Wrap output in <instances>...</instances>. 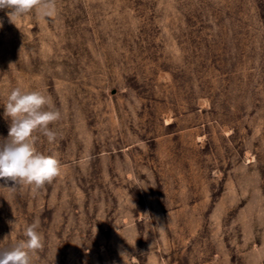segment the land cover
<instances>
[{"label":"rangeland","instance_id":"rangeland-1","mask_svg":"<svg viewBox=\"0 0 264 264\" xmlns=\"http://www.w3.org/2000/svg\"><path fill=\"white\" fill-rule=\"evenodd\" d=\"M6 11L0 142L7 94L38 89L62 116L36 146L62 168L0 179V249L38 219L32 264H264V0Z\"/></svg>","mask_w":264,"mask_h":264},{"label":"clouds","instance_id":"clouds-1","mask_svg":"<svg viewBox=\"0 0 264 264\" xmlns=\"http://www.w3.org/2000/svg\"><path fill=\"white\" fill-rule=\"evenodd\" d=\"M54 7L55 0H0V10H7L9 22L15 25L34 10L47 17ZM3 107L10 125L7 138L0 142V179L14 182L11 191L25 185L39 189L51 183L61 174V161L55 154L39 151L36 145L41 135L49 143L56 141L57 133L49 125L61 119V111L42 91L19 86L7 94ZM39 223L34 220L24 228L23 239L0 249V264H32L34 254L44 247Z\"/></svg>","mask_w":264,"mask_h":264}]
</instances>
